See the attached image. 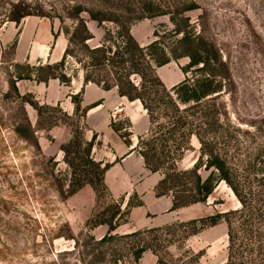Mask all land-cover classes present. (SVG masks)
<instances>
[{
	"label": "rangeland",
	"instance_id": "374dc122",
	"mask_svg": "<svg viewBox=\"0 0 264 264\" xmlns=\"http://www.w3.org/2000/svg\"><path fill=\"white\" fill-rule=\"evenodd\" d=\"M191 5L196 6L185 11ZM77 6L93 35L91 47L119 39L120 21L130 25L141 47L158 41L171 50L181 37L178 26L215 43L229 77L221 91L202 101L179 103L183 126L175 123L172 108H162L174 115L169 122L159 114L152 122L140 100L120 96L116 87L86 83L82 63L93 79L112 76L92 65L79 46H71L62 70L70 83L25 78L28 66L62 60ZM25 12L31 14L10 20ZM189 62L180 57L152 65L172 82L165 84L172 92L185 78L195 86L203 77L202 65L183 72ZM131 78L141 81L136 74ZM73 96L81 98L79 111ZM29 101L44 107L41 115ZM26 123L33 132L29 140L15 130ZM129 133L132 147L126 148L118 134ZM74 136L84 143L94 138L91 157L109 165L102 182H87L93 176L83 172L92 168L85 153L70 156L77 161L74 175L63 151ZM152 140L148 168L140 151ZM216 159L247 205L217 168L206 167ZM197 164L204 179L212 174L215 190L206 202L173 209L175 196L185 202L195 194V176L179 172ZM166 173L171 190L159 196L156 186ZM74 176L84 184L69 195ZM116 211L113 230L99 224ZM219 212L224 220L215 226L192 223ZM163 263L264 264V0H0V264Z\"/></svg>",
	"mask_w": 264,
	"mask_h": 264
},
{
	"label": "trees",
	"instance_id": "16d2710c",
	"mask_svg": "<svg viewBox=\"0 0 264 264\" xmlns=\"http://www.w3.org/2000/svg\"><path fill=\"white\" fill-rule=\"evenodd\" d=\"M194 6L196 5L188 6L187 9L185 8V11L195 8ZM14 7L16 6L14 5ZM75 10L77 11V15H75V17L73 16V18L76 19L77 23L73 31L68 32L69 47L67 48L62 60L56 64L40 65L37 67L28 66L29 74L25 78H35L39 82H47L49 79L57 78L63 83H70V77L62 70L65 67L67 56L73 54L71 46H79L88 52V58L90 59V63H92V65L99 68L109 69L112 76V79H109L110 81L93 79L87 72L86 64H83L82 61L76 57V59L82 63L84 69H86V83L95 82L106 90L116 87L120 96L126 97L130 101L136 99L140 100L144 105V108H146L148 111L152 122L158 121V114L161 116V118L166 120V122H169V119L171 117L173 118L174 115L170 116L171 114L166 113L164 110L169 111L172 108L178 117L175 123L183 126V116L181 115L182 112L179 103L188 104L190 102L198 103L202 101L209 95L221 91L223 81L225 78L227 79L229 77L228 65L226 61L222 59L216 44L209 39L204 38L203 36L196 35L195 33L187 31L186 29L178 26L175 29V34H179L181 37L177 40L178 46L171 50L158 47V41H153L150 43L147 49L141 47L130 32V25H125V23H121L120 21L116 22L119 27V39L112 40L113 37L110 36V39L108 40L112 41H107L106 39L102 45L91 47L89 46L88 41L92 39L93 35L87 27L86 22L78 17L83 9L80 6H77L75 7ZM30 14L31 13L29 12H25L23 15L14 14L10 17V20L19 22L21 18ZM91 17L93 20L98 22L107 20L104 18H99L97 15H91ZM179 49H181V53H179ZM147 51H150V53ZM180 57H189L190 59L188 66L182 67L183 72L187 73L189 68L202 65L199 68L202 72H204V75L197 81L195 86L189 84V80L185 78L182 82L175 85L171 92L154 71L152 62L158 66H162L169 63L172 58L178 59ZM58 68H61V72L57 71ZM119 69H123L124 74L119 73ZM133 74L139 76L141 80L139 84H136L132 80L131 76ZM148 83H152L150 89L147 87ZM72 99L75 104L76 111H79L81 108V98L78 96H73ZM29 102L41 115L42 109L44 107L39 105V103L36 101ZM161 110L163 112H161ZM84 112H86V109H84ZM162 124L163 123H161L160 126ZM31 128L32 127L26 123L18 125L15 130L23 139L29 140L33 136ZM118 136L123 139V144L126 148L132 147L130 133L129 136L126 134H118ZM152 142L153 140L146 142L145 144L147 147L140 151V153L144 156L145 163L148 168L152 166L151 159L155 149L151 146L153 144ZM93 146L94 138H92L90 142L84 143L81 139H78L75 136L73 140H71L67 145L63 146V151L67 158L66 160L73 169L74 175H76L77 171V164H75L77 161L75 157H73L71 160L70 156L74 153H78L77 155L80 153H85L84 155L87 160V165L92 168L83 170V172L87 178H90L89 176H93L92 179L87 181L92 185L94 179L102 182L104 173L109 168V165L102 167L100 163L96 162L91 157ZM148 146H150L149 149ZM73 149H75V151H73ZM159 166L160 165H156L151 169L157 170ZM206 167L217 168V170L220 171L221 178L226 180L232 186L234 192L240 198V201L247 205L238 187L232 183L227 171H225V164L223 162H219V159H216V161L208 162ZM79 168H81V166H79ZM199 169L200 167L197 164L192 170L179 172L182 175L190 174L195 176V181L193 183V190L195 191V194H193L192 198L185 202L179 201V198L175 196L172 203L173 209H178L181 206L191 203L206 202L210 195H212L213 191L215 190V183L212 180V174H210L208 178L204 179L198 172ZM91 170H93V172H91ZM171 177V174L166 173V175L159 180L156 186L157 195L160 196L167 194L171 190V187L169 186V182H171L172 179ZM83 184L84 183H77L76 176H74V179H71L70 181L68 194H73L80 187H82ZM105 212H107V208L102 211L100 215L104 216ZM118 213L119 211H116L112 213L109 218L100 219L99 224L108 225L109 229L113 230V221L117 217ZM223 220L224 213L219 212L217 214L195 218L192 220V223H202L201 226L211 227L219 224ZM142 252L143 249H140L137 252V260L141 258Z\"/></svg>",
	"mask_w": 264,
	"mask_h": 264
},
{
	"label": "crops",
	"instance_id": "0c3cea01",
	"mask_svg": "<svg viewBox=\"0 0 264 264\" xmlns=\"http://www.w3.org/2000/svg\"><path fill=\"white\" fill-rule=\"evenodd\" d=\"M133 36V35H132ZM173 69V72L172 73H175V74H177V72L178 71H175L174 70V68H172ZM158 75V74H157ZM158 77L162 80V82L164 83V84H166V85H170V84H172V82L171 83H168L166 80H165V78L161 75V73L158 75ZM174 84V83H173Z\"/></svg>",
	"mask_w": 264,
	"mask_h": 264
}]
</instances>
